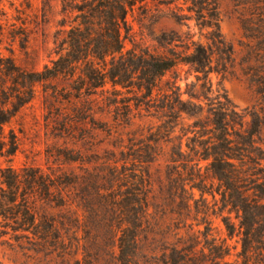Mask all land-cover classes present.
<instances>
[{
	"label": "rangeland",
	"instance_id": "rangeland-1",
	"mask_svg": "<svg viewBox=\"0 0 264 264\" xmlns=\"http://www.w3.org/2000/svg\"><path fill=\"white\" fill-rule=\"evenodd\" d=\"M182 4L181 1L168 4L164 0H146L129 11L122 34L125 61L133 54L166 53L170 47L160 43L164 37L176 38L185 45H191L192 41L206 44L209 30L197 27L195 16L186 6L183 12L179 11ZM217 7L222 36L235 51L229 72L211 74L207 82L198 83L190 67L181 66L176 73L167 74L162 84L177 80L183 93L187 91V84L192 85L189 92L209 100L204 105L226 98L247 123L257 114L264 121V97L260 94V88H264L263 45L248 39L250 35L243 29L245 24H260L264 0H217ZM72 20L73 17L70 19L64 13L63 0H51L49 5L43 0H0V26H5L0 52L4 57L10 56L9 40L11 34L15 35L17 64L29 71H43L46 66H52L59 54H64V30H69ZM25 37L29 43L22 50L19 41ZM177 50L187 52L185 47ZM202 84L206 89H201ZM73 86L69 80L38 85L34 100L6 127L18 135L20 148L12 163L0 156V194L5 188L1 171L9 166L23 180L35 172L51 180H75L77 184L62 188L63 206L38 194L30 198L40 230L52 234L45 241L31 233L15 231L14 224L8 222L11 225L7 227L0 220V264H119L113 232L116 225L98 196L101 185L98 176L105 170V158H110L111 163L118 161L120 172L124 170H121L122 160H128L126 174L130 178L124 185L129 183L127 188L134 191V198L140 194L136 190L143 187L142 179L147 174L150 176V216L140 234L139 264H157L167 245L176 243L180 236L187 238V234L199 231L209 232L208 243L201 237L199 248L207 247L206 244L229 247V255L221 264H243L244 248L251 252V263L264 264V208L256 209L255 216L249 218L247 238L245 229H240L242 216L223 203L217 181L206 180L205 193L194 189L182 198L179 186L185 180H179V176H187L190 169L171 163L173 144L160 141L154 145L152 162L147 163L152 154L147 153V146H153L150 140L160 133L165 121L161 109L148 110L133 91L114 90L111 84L105 87V92L98 90L96 96L84 94L82 101L76 103L69 99ZM161 99L156 101L158 107L162 106ZM182 99L187 101L189 97L184 95ZM87 100L90 103H85ZM88 108L90 117L78 114L79 109L85 112ZM183 118L186 124L190 123L187 117ZM101 124H106L111 131L99 130ZM177 124L180 121H174ZM180 130L181 126L177 125L176 136ZM259 138L264 150V123ZM69 158L82 161L72 162ZM206 166V162H201L203 176L207 175ZM261 168L264 171V162ZM261 178L256 181L263 185ZM113 188L119 190V187ZM191 194L193 199L189 201ZM51 222L55 223L56 231H52ZM225 222L234 228L231 236Z\"/></svg>",
	"mask_w": 264,
	"mask_h": 264
},
{
	"label": "trees",
	"instance_id": "trees-1",
	"mask_svg": "<svg viewBox=\"0 0 264 264\" xmlns=\"http://www.w3.org/2000/svg\"><path fill=\"white\" fill-rule=\"evenodd\" d=\"M143 1L146 0H63L66 17H73L69 30H64V54H59L52 66H46L43 71H29L17 64L14 46L18 38L11 34L7 49L10 56L4 57L0 52V156L12 163L19 152L18 135L14 130L7 131L6 127L34 100L38 85L60 80L72 81L74 86L69 99L76 103L82 101L84 94L96 96L98 90L105 92L108 84L114 90L128 89L143 100L148 110L159 108L163 111L165 121L160 127V133L154 134L150 142L153 146L160 141L173 144L171 163L190 169L187 176H179V180H185L179 186L182 198L194 189L205 193L206 180L217 181L223 203L242 216L240 229H245L244 235L249 238V218L255 216L256 209L264 208V183L262 185L256 181L260 177L264 179L261 168L264 150L259 138L260 128L264 123L262 117L252 115L251 122L247 123L245 117L226 98L224 101L218 99L214 104L204 105V101L209 100L189 92L192 85L187 84V91L183 93L177 80L164 84L166 89L162 84V79L167 74L176 73L181 66L190 67L198 83L207 82L211 74L229 72L234 63L235 51L222 36L217 0H164L168 4L181 1L183 4L178 8L179 11L183 12V6H186L187 11L195 16L197 27L209 30L205 37L206 44L192 41L191 45H185L176 38L164 37L160 43L170 47L166 53H146L140 56L133 54L125 61L122 34L127 27V16L129 11ZM43 2L49 5L51 0ZM261 20H264V15L259 17L260 24H245L243 29L250 35L248 39L263 45L264 51V21ZM4 40L5 26H0V44ZM19 43L20 48L26 50L28 37L21 39ZM184 47L187 52L177 50ZM134 76L136 83L133 81ZM205 84L201 85V89H206ZM260 91L264 97V88H260ZM184 95L189 100L184 101ZM159 98H162L161 107L156 103ZM89 111V108L85 112L79 109L78 114L90 117ZM184 116L189 124L185 123ZM127 117L126 115L124 119ZM174 121H180L177 124L181 126L178 136ZM105 125L101 124L98 129L111 131ZM153 146H147V153H152L148 156L147 163L152 162ZM69 160L82 161L81 158ZM110 161V158L104 159L105 170L98 176L101 183L98 196L103 201V206L109 210V218L116 225L113 232L118 249V263L139 264L140 234L150 216V176L147 174V178L142 179L144 190L143 187L136 190L142 196L138 194L134 198V191L127 188L129 183L124 185L130 178L126 174L128 160H122L121 170H124L121 172L119 162ZM201 162L207 163L205 176L201 174ZM1 178L5 188L1 189L0 194V220L7 227L14 224L12 227L15 231L31 233L41 241L47 240L52 234L40 230L30 198L38 194L57 206H63L62 188L77 182L51 180L35 172L27 174L23 180V176L12 166L1 171ZM108 185L113 186L109 188ZM187 186H190V190H187ZM210 186L214 187L213 184ZM113 187H119V190H113ZM192 199L191 194L188 200ZM187 205L189 207V203ZM50 225L52 231H56L55 223L51 222ZM225 225L231 236L233 226L229 222H225ZM201 237L208 243L209 232L199 231L187 234V238L178 237L176 243L166 246L157 264H221L229 255V247L225 244H206L207 247L199 248ZM250 253L244 248L241 255L243 264H254L251 263Z\"/></svg>",
	"mask_w": 264,
	"mask_h": 264
}]
</instances>
